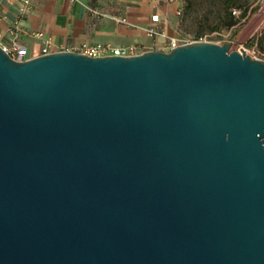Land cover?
<instances>
[{"label": "water", "instance_id": "95a60500", "mask_svg": "<svg viewBox=\"0 0 264 264\" xmlns=\"http://www.w3.org/2000/svg\"><path fill=\"white\" fill-rule=\"evenodd\" d=\"M229 46L0 45V264H264V59Z\"/></svg>", "mask_w": 264, "mask_h": 264}, {"label": "crops", "instance_id": "0c3cea01", "mask_svg": "<svg viewBox=\"0 0 264 264\" xmlns=\"http://www.w3.org/2000/svg\"><path fill=\"white\" fill-rule=\"evenodd\" d=\"M180 0H30L24 13L19 8L22 0H0L1 40L8 43L7 27L18 23L27 30L21 33L20 57L40 53L45 38L50 47L72 48L81 42L110 41L137 43L163 49V41L177 36L176 21ZM95 6L104 13L96 16L88 6ZM124 16L131 23L116 20ZM148 26L158 30L155 35L145 31Z\"/></svg>", "mask_w": 264, "mask_h": 264}, {"label": "rangeland", "instance_id": "374dc122", "mask_svg": "<svg viewBox=\"0 0 264 264\" xmlns=\"http://www.w3.org/2000/svg\"><path fill=\"white\" fill-rule=\"evenodd\" d=\"M235 1L242 6L231 5V13L238 17L245 6L246 13L240 15L235 24L226 26L223 0H180L176 21L178 35L190 41L201 39L222 43L227 40L230 49L240 50L242 45L251 57L264 59V0ZM141 46V49H148L153 42Z\"/></svg>", "mask_w": 264, "mask_h": 264}, {"label": "built area", "instance_id": "2783aa9c", "mask_svg": "<svg viewBox=\"0 0 264 264\" xmlns=\"http://www.w3.org/2000/svg\"><path fill=\"white\" fill-rule=\"evenodd\" d=\"M30 0H22V5L19 8L20 13H24L25 10L27 9V3ZM89 10L94 13L96 16H99L101 14H103L104 12L101 10H98L95 6L89 5L88 6ZM233 12L235 11V9H232ZM180 12V8H178L176 14H178ZM113 17L121 22H125V23H129L131 24L126 17L124 16H115L113 15ZM7 34L10 37V40L8 43L4 42L1 40V33H0V45L2 46V48L4 50H6L10 55H12L15 58H19V48H20V42H19V37L21 33H25L27 32L26 29H24L23 27H21L17 22L16 23H12L10 24L9 27H7ZM145 31L150 34V35H155L156 33H158V30H156L155 27L153 26H148L147 28H145ZM193 41V40H191ZM163 42L164 45L162 44V50H164L166 48V50L170 49L171 47L177 46L179 45V43H184V42H190V39L181 37L180 35L177 36H169L167 37ZM50 39L49 38H45L44 43L41 45L40 47V53H46L49 51H52L53 49H51L50 47ZM141 45H138L137 43L133 42V43H117L114 44L110 41H96V42H81L79 43L77 46L72 47V48H65V49H75V50H79L82 51L84 53H88L91 55H102V54H124V55H129V54H133L136 52H140L143 51V49H141ZM151 48V47H149ZM60 49V48H58ZM144 50H148V49H144Z\"/></svg>", "mask_w": 264, "mask_h": 264}, {"label": "trees", "instance_id": "16d2710c", "mask_svg": "<svg viewBox=\"0 0 264 264\" xmlns=\"http://www.w3.org/2000/svg\"><path fill=\"white\" fill-rule=\"evenodd\" d=\"M231 5H236V6H242L241 3H237L235 0H223V7L225 9V15H224V24L226 26H231L239 20L240 15H244L246 12V6L241 10L239 16H235L233 13H231Z\"/></svg>", "mask_w": 264, "mask_h": 264}]
</instances>
